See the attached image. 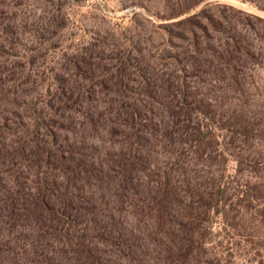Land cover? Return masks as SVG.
Segmentation results:
<instances>
[{
  "label": "trees",
  "instance_id": "obj_1",
  "mask_svg": "<svg viewBox=\"0 0 264 264\" xmlns=\"http://www.w3.org/2000/svg\"><path fill=\"white\" fill-rule=\"evenodd\" d=\"M162 1L51 61L65 4L0 0V264H264V17Z\"/></svg>",
  "mask_w": 264,
  "mask_h": 264
},
{
  "label": "rangeland",
  "instance_id": "obj_2",
  "mask_svg": "<svg viewBox=\"0 0 264 264\" xmlns=\"http://www.w3.org/2000/svg\"><path fill=\"white\" fill-rule=\"evenodd\" d=\"M58 1L65 4V7H63L64 12L67 14V17H65V24L67 23V25L56 32L55 37L51 36L52 40L48 42V46L58 47L55 52L51 51L52 54L48 55V60L51 61L63 60L65 53H69L71 47H83L88 43H94L95 40L92 39V33H90L92 29L101 28L109 32H114L115 29L126 33L128 29L132 31L137 27V21L150 29V23L145 21L147 11L150 10L152 14H155L164 8L162 0H55V3H58ZM220 2L232 5L249 14L264 17V12L259 11L254 4L241 0H221ZM30 3L33 7L37 6L36 2ZM34 9L32 8L33 14L36 11ZM135 14L139 19H134ZM154 21L157 24L163 23L156 18H154ZM253 21L257 22L256 20ZM262 27V33H264V24ZM254 37L252 35L253 43L260 51L258 52L263 53L260 58V62H262L264 61V51L261 52V47L264 48V42L263 40H256ZM258 73L260 75L258 77L259 81L264 82V67L263 69L259 68Z\"/></svg>",
  "mask_w": 264,
  "mask_h": 264
}]
</instances>
